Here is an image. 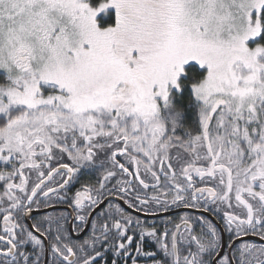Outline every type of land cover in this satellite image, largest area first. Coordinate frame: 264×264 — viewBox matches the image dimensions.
<instances>
[{"label":"snow or ice","instance_id":"obj_1","mask_svg":"<svg viewBox=\"0 0 264 264\" xmlns=\"http://www.w3.org/2000/svg\"><path fill=\"white\" fill-rule=\"evenodd\" d=\"M139 257L264 264V0H0V264Z\"/></svg>","mask_w":264,"mask_h":264},{"label":"flooded vegetation","instance_id":"obj_2","mask_svg":"<svg viewBox=\"0 0 264 264\" xmlns=\"http://www.w3.org/2000/svg\"><path fill=\"white\" fill-rule=\"evenodd\" d=\"M177 110H181L183 111L182 108H178L175 107ZM188 112L191 113V115H189V113L187 114L186 112L183 111V119H182V123L186 126V128L188 130H192L195 131L197 128V110H196V106H190L188 108ZM178 133H181L178 129ZM91 176V179L93 182H95L96 177L99 175L98 172H96L95 170H88ZM83 179H88V177H83ZM79 185L78 184H74L72 186V192H74L76 190V188H78ZM70 195L72 194L71 192L69 193ZM107 204L105 205L104 209L108 210V205L109 204H113V205H119L126 213L131 214L133 217H138L141 221H146L149 224H155L157 226L158 231H162L164 224L166 221H171L172 223L169 224V227H172V225L174 223H178L181 220V217L184 216H190L193 220H195V218L197 216H201L203 215L207 220L211 221L218 229L220 236L222 238V243L224 245V247L221 250V255H227L230 252V249L227 247L228 242H229V234L225 231V226L223 223V219H222V214H217L213 211H209V212H202L196 209H184V208H173L171 211H169L168 213L165 214H160L157 216H145L143 213H138L132 209H129L127 207L126 204L123 203L122 200H119L117 197L112 196L110 198H108L106 200ZM105 202V203H106ZM60 212H64L65 215H68L69 213L72 212V210L70 208L67 207L66 204H55L52 208H48V209H41L39 212H34L33 215L39 219L41 218L43 215H58ZM161 215H167V216H163V217H158ZM73 220V216L69 215V222H71ZM33 221L30 220H26L24 221L25 224H27L29 227L31 226V223ZM196 231H199V226L197 224L196 227ZM87 234V232H85V235ZM138 238V236H137ZM244 242H254V243H261V241H259V239L257 237H253V236H249L244 238ZM47 243V242H46ZM239 243H241L240 240L236 241V244L238 245ZM156 245L146 239L144 244H143V248L145 251H149V250H155ZM133 255H135V253H133ZM113 258L111 256V254H109V259ZM42 259H45L46 261L49 259V257H44ZM121 264H123V260H121ZM130 264V262H129ZM139 264H151V260L149 258L146 257H139Z\"/></svg>","mask_w":264,"mask_h":264},{"label":"trees","instance_id":"obj_3","mask_svg":"<svg viewBox=\"0 0 264 264\" xmlns=\"http://www.w3.org/2000/svg\"><path fill=\"white\" fill-rule=\"evenodd\" d=\"M173 102L175 107L182 108L183 111L187 114L189 113V115H191V113L188 112V108L190 106H195V103L191 101L190 90H185L184 93L181 94V98L180 95L176 94ZM179 130H181L182 132L178 134L183 135L184 129Z\"/></svg>","mask_w":264,"mask_h":264},{"label":"water","instance_id":"obj_4","mask_svg":"<svg viewBox=\"0 0 264 264\" xmlns=\"http://www.w3.org/2000/svg\"><path fill=\"white\" fill-rule=\"evenodd\" d=\"M106 204H107V202L104 204L103 207H105ZM163 216H167V215H161V216H158V217H163Z\"/></svg>","mask_w":264,"mask_h":264},{"label":"rangeland","instance_id":"obj_5","mask_svg":"<svg viewBox=\"0 0 264 264\" xmlns=\"http://www.w3.org/2000/svg\"><path fill=\"white\" fill-rule=\"evenodd\" d=\"M178 95H180V98H181V94L177 93ZM183 94V93H182ZM180 132H182L181 130H179Z\"/></svg>","mask_w":264,"mask_h":264}]
</instances>
